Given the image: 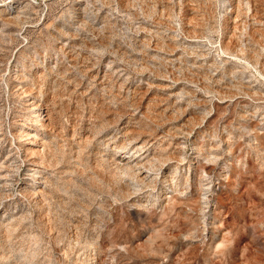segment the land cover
<instances>
[{"label": "rangeland", "instance_id": "374dc122", "mask_svg": "<svg viewBox=\"0 0 264 264\" xmlns=\"http://www.w3.org/2000/svg\"><path fill=\"white\" fill-rule=\"evenodd\" d=\"M253 11L0 0V264H264Z\"/></svg>", "mask_w": 264, "mask_h": 264}, {"label": "bare ground", "instance_id": "6f19581e", "mask_svg": "<svg viewBox=\"0 0 264 264\" xmlns=\"http://www.w3.org/2000/svg\"><path fill=\"white\" fill-rule=\"evenodd\" d=\"M259 1V0H258ZM246 3H247V5H251V3H252V6H253V9H254V11H253V15H254V18H255V20L254 21H256L257 23H259V24H261L262 23V19L264 18V3L262 4V2H257L256 0H246ZM239 13V12H238ZM237 15V14H236ZM237 18V17H236ZM234 19L231 23H232V25H237V23L239 22L237 19ZM252 18V17H251ZM191 22V21H190ZM187 25H189V24H187ZM190 25H191V23H190ZM192 26V25H191ZM193 27H195V26H193ZM235 28H236V26H234ZM228 39V38H227ZM232 41V40H231ZM233 45V44H232ZM225 49H226V47L228 48V47H230V42H229V44L228 43H226L225 44ZM222 49V48H221ZM224 49V50H225ZM231 49V48H230ZM97 78V77H96ZM77 96V95H76ZM149 101V100H148ZM35 106H36V104H35ZM39 106V105H38ZM42 107V106H41ZM42 109V108H41ZM34 111V110H33ZM75 112V111H74ZM42 113V112H41ZM42 116H43V118H42V120H43V122H44V125L43 126H47V127H49V126H53V128H54V126L56 125L55 123L56 122H54V120H53V117H52V113H51V111L49 110V109H44L43 110V113H42ZM74 117V116H73ZM54 130V129H53ZM145 134V133H144ZM137 136V135H136ZM148 136V135H147ZM136 139H140V140H136L135 142V149H140V148H142L146 143H148V138H145V137H143V136H138V138H136ZM144 158V157H143ZM125 161V160H124ZM125 167H124V169L123 170H125V171H131V173H132V175L137 179V181H139V182H144L145 180H146V176L144 175V173L142 172V165L144 166V163L142 164V162L141 161H136L135 162V164H134V168L132 167V166H130V162L129 161H125ZM129 163V164H128ZM134 169H135V171H134Z\"/></svg>", "mask_w": 264, "mask_h": 264}]
</instances>
